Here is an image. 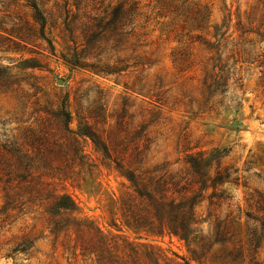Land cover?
<instances>
[{
  "label": "rangeland",
  "instance_id": "374dc122",
  "mask_svg": "<svg viewBox=\"0 0 264 264\" xmlns=\"http://www.w3.org/2000/svg\"><path fill=\"white\" fill-rule=\"evenodd\" d=\"M263 222L264 0H0V264H264Z\"/></svg>",
  "mask_w": 264,
  "mask_h": 264
},
{
  "label": "trees",
  "instance_id": "16d2710c",
  "mask_svg": "<svg viewBox=\"0 0 264 264\" xmlns=\"http://www.w3.org/2000/svg\"><path fill=\"white\" fill-rule=\"evenodd\" d=\"M33 9L35 11H37V8L34 6ZM122 10V7L121 6H118L117 8H115L114 12H113V17H112V20L111 22H114L116 21V19L118 18L120 12ZM202 11L201 10H198L196 11V14L198 15V20L200 19L201 23H202V17H203V14L201 13ZM199 25V24H198ZM199 27V26H198ZM223 154L224 152H216L214 153L212 156L215 158H222L223 157ZM197 161V160H196ZM204 160H201V162H203ZM188 164L191 165L192 169L193 170H201V168L203 166H201V164L198 162H195L194 158L191 157L189 158V161H188ZM129 180L132 182V183H135V180L133 178V176H130ZM222 180V177H221V174L218 172L216 174V177H215V181H221ZM175 193H181L180 190H176ZM194 198H192V201H193ZM196 204H192V206L189 207V210L191 212L190 216H194L195 213L193 212L194 211V208H195ZM55 208L58 209V210H63V211H71V212H74L75 211V206L73 204V202L67 198V197H61L58 199L56 205H55ZM183 207V204H174V202H171L170 203V210L173 212V210L175 211H180ZM196 224V223H194ZM189 225L190 223L189 222H186V223H182V224H179V227L177 226H171L172 228L170 229V233L176 237H179L181 240H184L185 242H189V240H192L190 238V235H195L197 230H189ZM262 227L264 228V222L262 223ZM259 242H260V236L258 235V233L254 232L252 234V238L250 240V245L254 248V249H258L259 248Z\"/></svg>",
  "mask_w": 264,
  "mask_h": 264
},
{
  "label": "water",
  "instance_id": "95a60500",
  "mask_svg": "<svg viewBox=\"0 0 264 264\" xmlns=\"http://www.w3.org/2000/svg\"><path fill=\"white\" fill-rule=\"evenodd\" d=\"M62 83H63L62 81H58V83H57V84H58V85H62Z\"/></svg>",
  "mask_w": 264,
  "mask_h": 264
}]
</instances>
